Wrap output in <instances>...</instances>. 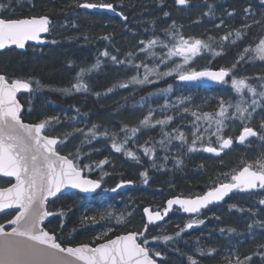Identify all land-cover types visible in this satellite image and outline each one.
Returning a JSON list of instances; mask_svg holds the SVG:
<instances>
[{
	"label": "trees",
	"instance_id": "16d2710c",
	"mask_svg": "<svg viewBox=\"0 0 264 264\" xmlns=\"http://www.w3.org/2000/svg\"><path fill=\"white\" fill-rule=\"evenodd\" d=\"M84 2L86 0H11L8 14L14 10L15 17L48 15L52 26L45 35L46 44H28L24 50L10 48L0 52V72L12 78H31L34 88V81H40L41 87L31 96L26 92L18 95L24 106V122L37 123L48 117H58L59 122H53L48 134L61 138L67 136V143L60 147L61 154L73 153L80 147L83 163L93 164V171H86L85 175L92 179L103 177L102 187L94 195L83 196L70 192L48 204V210L63 212L64 215L48 217L43 226L70 244L92 242L94 237L108 228L113 229L109 237L127 232H143L146 224L142 214L144 207L161 210L170 196L200 195L208 190L213 181H227L221 174L238 170L243 166L242 162H254L264 154V141L258 137L244 145L234 142L232 148L226 149L220 157H211L202 150L189 153L187 145H181L179 140H173L167 149L162 148L159 144L162 139L161 126L141 128L133 138L131 129L137 127L139 121L152 110L157 119L173 116L174 120L164 127V131L179 129L188 136L190 142L195 120L191 112H216L221 98L235 103L237 94L230 88V78L226 87L217 88L182 84L172 77L152 85L120 88L119 84L135 72L125 71L102 55L107 50L110 56L116 55L125 60L129 52H136L138 58L134 59L135 63L146 60L139 53L140 41L159 38L169 42L163 30L170 28L175 21L176 29L185 38L209 41L212 37L210 43L213 48L222 52L214 56L205 50L190 67L195 70L230 68L238 57L244 55L236 74L238 77L252 78L251 83L257 84L255 78L264 75V61L254 58L258 57V53L250 50L245 54L244 49H254L257 41L264 37V24L256 25L252 19H246L243 9L251 5L254 18L264 19V5H261L260 0H190L191 6L184 8H178L174 0H163V4L161 0H87L113 4L118 12L116 15L82 11L77 4ZM0 3L8 5V0H0ZM208 5L213 6V14L203 16L208 11ZM233 9L235 15L227 17L226 12ZM164 11L170 13L169 18L164 17ZM121 12L127 20L123 19ZM221 19H224L225 24L216 28L215 25ZM244 23L252 27L242 39L236 40L234 31L229 39H220L228 32L241 28ZM105 36L111 39H103ZM233 40L236 42L232 43ZM153 51L166 53L167 49L157 46ZM172 59L180 62L179 57ZM97 60L100 61L99 68L84 77V82L90 85V91L73 90L71 94L61 91L76 82L80 68H90ZM169 84L172 85V91L163 92ZM109 88L111 92H108ZM182 97L190 99L180 105ZM142 99H147V106L143 110L136 109L135 105ZM166 102L170 106L162 111L161 106ZM171 105H177L179 109L187 106L190 111L177 112ZM261 119H264V111L258 108L250 126L259 131ZM199 123L202 128L206 127L203 121ZM93 125L97 126L98 135L91 143H87L84 135L76 130L83 129L87 133ZM125 127L127 132L124 131ZM240 129L239 122L229 123L224 135L235 139ZM105 132L108 135H100ZM126 138L128 142L124 145L125 149L136 153L139 163L124 152L117 153L112 149L113 139L121 143ZM212 139L214 141L215 137ZM82 141L85 142L82 144ZM146 146L155 147V167L150 156L143 153ZM200 147L198 143L197 148ZM172 151L177 153L174 155ZM164 153L167 159L162 157ZM105 158L109 163L102 169L96 168L94 162ZM178 160L183 163L178 165ZM145 171L148 174L147 183L141 176ZM217 177L220 179L217 180ZM8 180L13 182L12 178L0 179V187L10 186ZM121 181L131 183H125L123 191H110ZM261 199H264V191L261 190L253 195L236 192L225 204L208 207L197 216L172 211L162 223L148 226L144 233L149 241L148 246L162 253L161 257H155L157 264H190L188 256L196 259L198 264H229V260L231 264H236V256L243 260L249 255H252V264H264L258 255H253L258 246L264 244V229L259 226V222L264 220V205L259 203ZM233 205L235 207H231ZM105 211L111 216L100 219L99 214ZM14 214V211H10L0 215V224H4L5 229L9 228L7 221ZM85 215L96 216V222L82 223ZM120 216L124 217L125 222L117 224ZM194 217L204 220V223L176 236ZM254 221L255 226L250 230L248 225ZM164 236H172L173 240L166 242ZM153 237L160 239L154 240ZM210 249H215V252L209 255Z\"/></svg>",
	"mask_w": 264,
	"mask_h": 264
},
{
	"label": "snow or ice",
	"instance_id": "6c2138e0",
	"mask_svg": "<svg viewBox=\"0 0 264 264\" xmlns=\"http://www.w3.org/2000/svg\"><path fill=\"white\" fill-rule=\"evenodd\" d=\"M174 2L178 6H191L190 0H174ZM260 3L264 5V0H260ZM10 4L11 0H8V5L0 3V50H5L10 46L24 49L29 41L43 43L41 34L49 33L52 26L49 16L15 17L14 10L12 14H8ZM161 4H163V0H161ZM77 7L116 11L113 4L107 2L92 3L86 0L84 3H78ZM212 14L213 6L208 5V11L204 12L203 16ZM243 14L246 19H252L253 24H264V19L256 20L254 18L251 5L243 9ZM120 15L124 20H127L122 12ZM163 15L169 17L170 13L164 11ZM226 15L229 18L233 17L235 9L226 12ZM224 24V19H221L215 27L220 28ZM251 27L252 25L244 23L241 28L228 32L220 39H229L233 31L236 40L242 39ZM163 31L164 35L169 38V42L159 38H153L147 42L140 41L139 53L144 55L147 62L141 59L139 63H135L134 59L138 58L136 52H129L125 60L119 59L116 55L110 56L107 50L102 53L104 57L110 58L113 64L123 67L125 71L135 72L134 75L119 84L120 88L152 85L168 77L182 82L200 81L207 78L225 84L229 83L226 78H230L231 88L239 99L233 103L221 98L218 111L213 113L192 111L191 116L195 120L192 124L190 142L188 136L179 129H174L173 132L164 131V127L174 120L173 116L166 115L164 119H157L152 110L139 121L137 127L131 129L132 134L135 135L141 128L154 129L156 126H161L162 139L159 144L162 148L167 149L173 140H179L181 145H187L189 153L202 150L206 153H213L217 157L226 149H231L234 144L233 137L224 135L229 123L239 122L241 125V131L235 137V141L239 144H245L250 142V138L257 137L264 141V119L260 121L259 131L250 126L252 120L255 119L257 109L264 111V75L255 78L258 81L257 84L251 83L252 78L238 77L236 69L240 61L244 60V55L238 57L230 68L221 67L217 71L205 68L197 71L189 65L203 51L207 50L214 56L222 54L221 51H216L210 43L213 38L210 37L209 41L195 37L185 38L176 29L175 21L170 28ZM103 39L107 40L111 37L105 36ZM235 42V40L232 41V43ZM157 46L167 49V52L153 51ZM250 50L258 53V57L254 58L264 61V37L257 41L254 49L246 47L245 54ZM173 57H179L180 62L173 60ZM99 65L100 61L97 60L96 64L90 68H80L75 78L76 82L70 88L61 91L64 94H71L73 90L76 92L90 91V85L84 82V77L98 69ZM34 83L35 88L31 78H12L0 72V179L14 178L15 181L13 183L8 180L7 183L10 186L0 187V211L15 210L13 218L7 221L10 231L5 229L4 224H0V264H157L155 257H161L162 253L148 246V238L144 235L147 232L148 224L144 225L143 232H127L116 235L114 238L109 237V233L113 229L108 228L94 237L92 242L79 244H70V242L61 240L53 230H46L43 226L48 217L64 215L63 212L56 213L48 210L50 198L57 197L67 188L77 189L85 194L96 193L102 187L103 177L91 179L85 175L86 171H93V164L83 163L80 147H77L73 153L61 154L60 147L67 143V136L61 138L48 134L53 122H59L58 117H48L37 123L24 122L22 119L24 106L17 98L18 93L26 92L31 96L41 87L39 80H35ZM111 91L112 89L109 88L108 92ZM162 91L171 92L172 85L169 84ZM95 95L99 96L100 93H95ZM188 99L190 98L182 97L179 104L184 105ZM28 103L30 104V101ZM169 106L166 102L161 106L162 111ZM171 107L177 112L188 113L190 111L187 106L182 109H179L177 105H171ZM28 111H31L30 107ZM77 111L79 110L77 109ZM201 121L206 124V127H201L199 123ZM76 131L84 135L87 143H91L98 135L96 125H93L87 133L83 129ZM124 131H127V127ZM100 135L108 134L105 132ZM212 137H215L214 141ZM85 141H82V144ZM127 142V138L121 143H117L113 139L111 147L115 152H124L126 156L139 163L140 160L136 153L125 149L124 145ZM145 143L148 144L147 141ZM198 143L201 145L199 149L197 148ZM143 153L150 156L153 160V167H155V147L146 146L143 148ZM108 163L107 158L94 162L95 167L101 169ZM182 163V160L177 161L178 165ZM242 164L243 166L238 170L234 169L231 173L221 174L228 182L213 181L203 195L187 199L179 197L169 199L163 215L159 211L153 213L145 208L144 212L147 214L149 224L153 221L163 220L173 205H179L185 213H200L209 205L223 201L234 191L245 193H251L257 189L264 191V154H261L254 162H242ZM147 175L146 171L141 173V176L145 178V183H147ZM219 179L217 177V180ZM125 183H131V181H121L116 188H112L110 191L115 192ZM259 203L264 205V199H261ZM231 207H235V205ZM99 215L100 219H106L111 216V213L105 211ZM84 221L94 223L96 216L85 215L82 223ZM124 222L123 216L117 218V224ZM203 223L202 219H192L175 235L180 236L186 229H192ZM60 226L62 228L63 223ZM254 226L255 221L249 224L248 228L251 230ZM259 226L264 229V220L259 222ZM153 239L160 238L153 237ZM163 240L171 241L173 237L164 236ZM213 252L215 249H210L208 254ZM253 255H258L261 260H264V244L259 245L257 252ZM188 260L190 264H198L192 256H188ZM229 264H231L230 260ZM236 264H252V255L246 256L243 260L236 256Z\"/></svg>",
	"mask_w": 264,
	"mask_h": 264
},
{
	"label": "water",
	"instance_id": "95a60500",
	"mask_svg": "<svg viewBox=\"0 0 264 264\" xmlns=\"http://www.w3.org/2000/svg\"><path fill=\"white\" fill-rule=\"evenodd\" d=\"M81 9H83V8H81ZM83 10H87V11H105V12H108V13H111V14H114V13H115V12L110 11V10H107V9H99V8H98V9H83ZM30 42H36V41H29V42H27V43H30ZM10 47H14V48H16L15 46H10ZM17 49H19V48H17ZM0 51H2V50H0ZM213 71H217V70H213ZM226 79H227V78H226ZM178 82H181V83H191V84L200 85V86H204V87H216V86H219L220 84H222L221 82L212 81V80H209V79H207V78H204V79H202V80H200V81H190V82L185 81V82H182V81H179V80H178ZM208 154L215 155V154H213V153H208ZM124 187H125V186H123V187H121V188H118V190H123ZM73 191H77V192H79V190H77V189L67 188V189H64L63 192H62L61 194H66V193L73 192ZM253 191H256V190H253ZM79 193H81V192H79ZM61 194H58L57 196H59V195H61ZM81 194L87 195V194H85V193H81ZM230 194H231V193H230ZM226 197H227V196H226ZM226 197H225V198H226ZM54 198H55V197L50 198V200H52V199H54ZM174 198H177V197H172V198H170V199H174ZM194 198H195V197H194ZM225 198H224V199H225ZM181 199H185V198H181ZM168 200H169V199H168ZM168 200H167V201H168ZM167 201L165 202V208L167 207ZM221 202H222V201H221ZM221 202H218V203H221ZM218 203H214V204H218ZM175 208L180 209V210L182 211L183 214H187V213L183 212V210L180 208L179 205H173L172 208L168 210V213H169L171 210L175 209ZM148 209L150 210V208H148ZM10 210H14V209H5V210H3V211H0V214H2V213H4V212H7V211H10ZM150 211H151V210H150ZM151 212L155 213V211H151ZM163 213H164V212H163ZM163 213H162V215H163ZM168 213H167V215H168ZM143 215H144V219H145L146 223L149 224V222H148V218H147V214L144 212V210H143ZM167 215H165L164 218H165ZM164 218H163V220H164ZM163 220L153 221V222L150 223L149 225H156V224H159V223H161ZM45 221H46V220H45ZM44 223H45V222H44ZM113 238H114V237H113Z\"/></svg>",
	"mask_w": 264,
	"mask_h": 264
},
{
	"label": "rangeland",
	"instance_id": "374dc122",
	"mask_svg": "<svg viewBox=\"0 0 264 264\" xmlns=\"http://www.w3.org/2000/svg\"><path fill=\"white\" fill-rule=\"evenodd\" d=\"M42 41H44L45 42V40H44V37H42ZM200 55H202V54H200ZM200 55H198L197 57H195L194 58V60L197 58H199L200 57ZM194 60L192 61V63L194 62ZM191 63V64H192ZM230 88H231V82H230ZM224 87H226V85H224ZM232 89V88H231ZM233 91V90H232ZM234 92V91H233ZM237 99H239V97L237 96ZM236 99V100H237ZM146 100L147 99H142L140 102H138L136 105H135V108L136 109H139V110H143V109H145V107L147 106V104H146ZM127 132V131H126ZM137 134V133H136ZM131 136L134 138L136 135H133L132 133H131ZM173 153H174V155L177 153L176 151H172ZM162 157L165 159V157H167V155H166V153H164V154H162ZM193 219H196L195 217L193 218Z\"/></svg>",
	"mask_w": 264,
	"mask_h": 264
},
{
	"label": "bare ground",
	"instance_id": "6f19581e",
	"mask_svg": "<svg viewBox=\"0 0 264 264\" xmlns=\"http://www.w3.org/2000/svg\"><path fill=\"white\" fill-rule=\"evenodd\" d=\"M198 9V8H197ZM198 11V10H197ZM192 16H194V15H192ZM167 18H169V17H167ZM257 144V143H256ZM222 156V155H221Z\"/></svg>",
	"mask_w": 264,
	"mask_h": 264
}]
</instances>
